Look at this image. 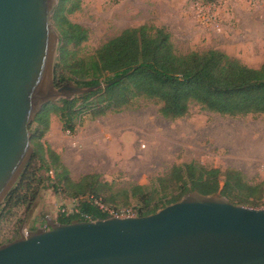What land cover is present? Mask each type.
Here are the masks:
<instances>
[{
  "label": "rangeland",
  "instance_id": "1",
  "mask_svg": "<svg viewBox=\"0 0 264 264\" xmlns=\"http://www.w3.org/2000/svg\"><path fill=\"white\" fill-rule=\"evenodd\" d=\"M197 3L201 1L79 0L80 9L68 18L88 30L89 38L79 49L82 57L126 29L154 25L171 33L180 53L217 49L252 68L264 63V0H220L208 4L210 12L198 10ZM60 46L59 36L53 74ZM42 141L60 155L72 179L98 174L101 181L113 183L115 201L104 203L111 209L140 213L144 203L133 188L147 187L162 198L160 180L192 162L236 169L252 185L264 181V115L235 118L193 107L188 116L169 120L157 105L139 99L119 114H83L75 135L64 132L59 117L52 115ZM54 177L53 172L50 179L45 174L44 189L30 210L16 208L0 222V246L33 228H45L47 218L58 222L64 210L73 211L74 201L82 197L64 198L50 188Z\"/></svg>",
  "mask_w": 264,
  "mask_h": 264
},
{
  "label": "trees",
  "instance_id": "2",
  "mask_svg": "<svg viewBox=\"0 0 264 264\" xmlns=\"http://www.w3.org/2000/svg\"><path fill=\"white\" fill-rule=\"evenodd\" d=\"M198 1L215 4L220 0ZM79 9V0H59L52 16L61 42L54 83L57 87L68 82L78 87H106L44 106L30 126L34 155L0 208V222L16 208L30 210L44 189L45 174L50 179L52 172L50 188L60 190L64 198L94 196L107 204L115 201L113 183L101 181L98 174L72 179L60 155L43 143L52 115L59 117L62 130L71 135L77 133L83 114L93 118L119 114L139 99L157 105L169 120L188 116L193 107L235 118L264 115V63L252 68L217 49L180 53L171 33L154 25L126 29L91 56L82 57L79 49L89 38L88 30L68 18ZM160 182L162 198L147 187L133 188V195H140L144 203L137 217L155 214L194 191L205 196L221 194L240 206L264 208V181L252 185L236 169L222 171L192 162L175 167ZM79 210L78 215L62 214L58 222H82L85 215L96 220L107 217L87 202H81Z\"/></svg>",
  "mask_w": 264,
  "mask_h": 264
},
{
  "label": "water",
  "instance_id": "3",
  "mask_svg": "<svg viewBox=\"0 0 264 264\" xmlns=\"http://www.w3.org/2000/svg\"><path fill=\"white\" fill-rule=\"evenodd\" d=\"M58 0H0V208L34 155L30 126L44 106L106 85L54 83ZM0 264H264V209L196 191L144 217L29 231L0 246Z\"/></svg>",
  "mask_w": 264,
  "mask_h": 264
},
{
  "label": "built area",
  "instance_id": "4",
  "mask_svg": "<svg viewBox=\"0 0 264 264\" xmlns=\"http://www.w3.org/2000/svg\"><path fill=\"white\" fill-rule=\"evenodd\" d=\"M196 8L200 11H207L210 12L212 10V8L210 7V5L206 4V3H197L196 4ZM81 202H87L89 204H92L93 206H95L96 208H98V210L102 213L105 214L106 216H115V217H119V218H127V217H136V213L133 212L131 209L125 210V209H111L108 208L104 202L100 199V198H96L94 196H88V197H84L81 198L80 200H76L74 201V203H76V206H74L73 211H71L70 213L65 211L62 212L63 214H66V216H70V215H74V214H80V210H79V206ZM83 222H93L96 221V219H94L91 216H82Z\"/></svg>",
  "mask_w": 264,
  "mask_h": 264
}]
</instances>
